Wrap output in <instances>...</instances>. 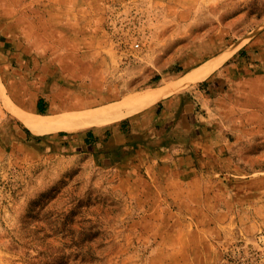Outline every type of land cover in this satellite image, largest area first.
<instances>
[{"label": "rangeland", "instance_id": "obj_1", "mask_svg": "<svg viewBox=\"0 0 264 264\" xmlns=\"http://www.w3.org/2000/svg\"><path fill=\"white\" fill-rule=\"evenodd\" d=\"M238 44L203 82L108 124L38 134L19 115L64 113L36 77L117 102ZM229 258L264 264V0H0V264Z\"/></svg>", "mask_w": 264, "mask_h": 264}, {"label": "bare ground", "instance_id": "obj_2", "mask_svg": "<svg viewBox=\"0 0 264 264\" xmlns=\"http://www.w3.org/2000/svg\"><path fill=\"white\" fill-rule=\"evenodd\" d=\"M239 46V44L233 46L219 55L216 60L203 64L193 72L180 78L177 82H171L165 78L161 86L124 97L121 101L117 102H109L112 100V97H116L110 91L105 94L97 91L86 93L81 83L82 79L72 74L71 80L75 82L73 87L68 86L69 88L67 89L66 86V90H56L52 86V89H46L51 98L47 113L54 114L64 111L62 117L55 115L41 116L20 112L19 115L25 125L38 134L57 130L74 132L108 124L139 110L148 108L168 94L179 91L193 82L205 79L213 70L230 58ZM71 72L74 73L73 71ZM104 101L109 103L95 106Z\"/></svg>", "mask_w": 264, "mask_h": 264}, {"label": "crops", "instance_id": "obj_3", "mask_svg": "<svg viewBox=\"0 0 264 264\" xmlns=\"http://www.w3.org/2000/svg\"><path fill=\"white\" fill-rule=\"evenodd\" d=\"M219 56H217L216 58H214V59H212V60H210V61H213V60H215V59H217ZM229 59V58H228ZM227 59V60H228ZM226 60V61H227ZM210 61H208V62H210ZM225 61V62H226ZM224 64V63H223ZM222 64V65H223ZM235 67V66H234ZM252 67H254V69H256L255 71H253L252 72V74L254 73V72H256L257 71V68L259 67V66H257V65H255V66H252ZM218 69V68H217ZM216 69V70H217ZM233 69V68H232ZM231 68H227L226 69V72H222L220 75H219V77H224V76H226V73H235V70H232ZM215 70H213L211 73H213ZM210 73V74H211ZM210 74L205 78V80L210 76ZM249 78H252V77H249ZM36 79L37 80H35L34 82H33V87L35 88V92L38 94V93H44L45 92V94L47 95L48 93H47V91H45V85L44 84H42V79L41 78H39V77H36ZM255 79V78H254ZM254 79H252V80H254ZM249 80H251V79H249ZM204 80H202V81H199V82H203ZM256 81V80H255ZM259 81V77L257 78V82ZM30 85H31V83H30ZM256 85V84H255ZM258 85H259V82H258ZM31 88H32V86H31ZM52 89V88H51ZM259 93V89L257 88V89H255L254 88V90H253V92H252V95L253 96H255L256 94H258ZM199 95H200V93H199ZM178 105H181V102H179L178 103ZM186 105H184V107H185ZM185 109L183 110V112L181 113V118H180V121H183V122H185L186 123V121H188V126L185 128V129H183V131H182V133L184 134V133H195V132H197V130L194 128V127H191V125H193L194 126V123H192V121H193V118H187L186 119V117L184 116L185 114ZM190 115H194V114H192V113H189ZM194 119H195V115H194ZM194 122V121H193ZM181 133V134H182Z\"/></svg>", "mask_w": 264, "mask_h": 264}, {"label": "trees", "instance_id": "obj_4", "mask_svg": "<svg viewBox=\"0 0 264 264\" xmlns=\"http://www.w3.org/2000/svg\"><path fill=\"white\" fill-rule=\"evenodd\" d=\"M40 101H39V103H38V105H40ZM90 135V137H92V134H89ZM227 262H228V264H244L243 262H241L238 258L237 259H228L227 260Z\"/></svg>", "mask_w": 264, "mask_h": 264}]
</instances>
